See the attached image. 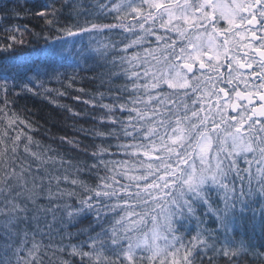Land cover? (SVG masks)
<instances>
[{"label":"snow or ice","instance_id":"snow-or-ice-1","mask_svg":"<svg viewBox=\"0 0 264 264\" xmlns=\"http://www.w3.org/2000/svg\"><path fill=\"white\" fill-rule=\"evenodd\" d=\"M93 7L119 23H91L85 9L77 23L61 25L60 9L46 4L35 13L48 25L45 46L0 62V264H44L49 249H70L80 264H250L249 257L264 264L252 242L257 230L264 236V0ZM106 31L118 39L98 40ZM117 51L124 54L111 55ZM81 65L101 69L109 85L123 80L83 101L98 111L94 125L107 129H80L92 144L61 137L91 164L34 151L31 136L11 134L18 118L4 110L14 89L30 92L34 80ZM57 162L63 174H55ZM84 220L86 227L66 231ZM53 232L64 233L61 243Z\"/></svg>","mask_w":264,"mask_h":264},{"label":"trees","instance_id":"trees-1","mask_svg":"<svg viewBox=\"0 0 264 264\" xmlns=\"http://www.w3.org/2000/svg\"><path fill=\"white\" fill-rule=\"evenodd\" d=\"M55 2L56 7L60 9L58 15L61 25H71L77 23L76 12L84 11L87 9L90 13L88 20L91 23L97 24H114L119 21L113 18V15H101L93 6L97 3V0H0V9L5 6L9 13L0 11V46L6 44H12V48L8 51H4L0 47V62L5 59L11 60L16 57L25 58L32 52L33 49H40L45 46L44 37L47 35L48 25L46 21L35 15L44 9V5H51ZM100 2H106V0H100ZM74 5H81L79 8H74ZM16 12H19L17 17ZM84 16L79 17V22L84 21ZM26 27V31H25ZM19 28V31L16 29ZM9 29V31H6ZM15 36L16 40L8 39L9 36ZM119 32L108 33L107 31L97 36L98 40L103 43H109V38L112 40L118 39ZM23 40V43L18 41ZM122 47V46H121ZM132 50H130L131 52ZM122 52H112L111 55H123ZM91 64V62H90ZM125 67L127 65H124ZM3 68V64L0 63V69ZM65 75H61L57 78L40 77V79L34 80L29 87L32 91H20L19 88L14 89L8 94V104L4 109L6 112L14 113L13 119H17V124L14 126L15 131L11 134L14 136L17 132L22 131L25 135L22 136V141H26V136L33 138L32 148L34 151L44 153L48 150V155H64L66 158H74L79 161H85L91 164L93 161L90 156L84 155L82 152L72 150L71 146L66 142H62L61 137H68L69 139H77L82 142V145H90L93 143L92 136L85 135L84 131L80 129L89 130L93 127L102 128L101 125L95 124L91 119L92 114H98V111L94 113L91 105L83 103L84 100L90 99L97 93L103 92L107 95L109 86L118 87L123 84V80H114L111 85L99 78L101 69L97 68L95 71L89 70L88 66L81 65L80 68L69 67L60 70ZM2 74V72H0ZM10 75V73H9ZM74 76V80H69L68 77ZM97 79H92V77ZM83 89V91H81ZM64 93V95H60ZM80 97L79 100L74 99ZM105 103L110 102L107 98ZM4 107L3 93L0 92V108ZM70 107L72 112H69L67 108ZM79 113V115H74ZM23 120L25 123H20ZM4 127V124H0V129ZM37 143L39 147H37ZM95 143H100L96 140ZM113 145L116 141H111ZM51 149H55L53 152ZM112 151H117L113 147ZM21 156L25 155L21 150ZM122 157L110 156L106 159L119 160ZM46 167L50 171H54V166L50 162ZM55 169H59V172L55 174H63V169L60 168L59 162L56 163ZM103 174V172H102ZM82 178L88 179L86 173L81 174ZM94 182V181H89ZM70 186V185H69ZM50 219V217H49ZM87 220L82 223H77L75 226L68 225L66 231L75 233L78 228L86 227ZM211 226V225H209ZM194 228V225H193ZM31 231V229H29ZM240 233L244 232L243 225L238 229ZM54 244L61 243L60 235H64L61 232L57 235L56 232L52 233ZM40 237H37L39 242ZM44 244L49 243L47 237L44 238ZM63 244L67 245L69 239L64 236ZM75 239L72 243H76ZM257 245L258 250L264 252V247H260L264 244V236H261L257 230L255 237L252 241ZM19 243V240H17ZM29 247L31 241L29 237ZM43 251V250H42ZM70 249L64 252L55 251V249H49L48 255L44 257V264H61L62 261H67V264H80V258L70 254ZM26 257V252L21 253ZM13 259H15L13 257ZM250 264H260V261L248 258ZM221 264H223V258H221Z\"/></svg>","mask_w":264,"mask_h":264},{"label":"rangeland","instance_id":"rangeland-1","mask_svg":"<svg viewBox=\"0 0 264 264\" xmlns=\"http://www.w3.org/2000/svg\"><path fill=\"white\" fill-rule=\"evenodd\" d=\"M226 25L221 21L218 27H225Z\"/></svg>","mask_w":264,"mask_h":264}]
</instances>
